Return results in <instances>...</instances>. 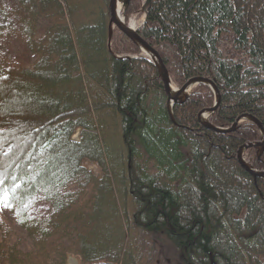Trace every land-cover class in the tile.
Returning <instances> with one entry per match:
<instances>
[{
  "label": "trees",
  "instance_id": "16d2710c",
  "mask_svg": "<svg viewBox=\"0 0 264 264\" xmlns=\"http://www.w3.org/2000/svg\"><path fill=\"white\" fill-rule=\"evenodd\" d=\"M108 1L6 8L30 57L0 68V205L33 246L1 242L0 264H264V178L235 157L261 140L258 128L206 129L198 114L215 96L203 84L172 107V122L140 49L114 30L109 53ZM141 10L130 0L125 21ZM144 13L137 33L172 85L202 77L217 87L211 126L250 115L264 129V0H149ZM244 156L264 170V150Z\"/></svg>",
  "mask_w": 264,
  "mask_h": 264
},
{
  "label": "rangeland",
  "instance_id": "374dc122",
  "mask_svg": "<svg viewBox=\"0 0 264 264\" xmlns=\"http://www.w3.org/2000/svg\"><path fill=\"white\" fill-rule=\"evenodd\" d=\"M125 0H119L120 4V15L123 18V2ZM18 0H0V68L6 69L14 61H25L26 58L30 57L27 54V45L25 37L16 26L15 18L12 13H7L6 8H17ZM5 14V15H4ZM124 19V18H123ZM143 20V9L136 16L128 21V24H133L134 28ZM44 27V22L39 21L36 25V34L40 35ZM33 60L34 57H31ZM108 112L106 115L109 116ZM107 132H112V120L107 118ZM73 141L78 140V134L72 137ZM119 148L118 142L113 146L112 142L107 144V150L110 155H115ZM87 168L94 174H98L99 170L95 166L87 165ZM47 205L39 204L35 212L43 214L47 210ZM0 243H5L9 249L26 252L33 246L31 236L24 231L15 221L13 214L6 210L0 205ZM67 264H78L77 259L70 257L68 258Z\"/></svg>",
  "mask_w": 264,
  "mask_h": 264
},
{
  "label": "water",
  "instance_id": "95a60500",
  "mask_svg": "<svg viewBox=\"0 0 264 264\" xmlns=\"http://www.w3.org/2000/svg\"><path fill=\"white\" fill-rule=\"evenodd\" d=\"M129 1L130 0H126L124 2V5L127 6L129 4ZM116 2H117V0H109V3H108L109 25L111 27L116 28L119 33L124 35L132 43H134L137 47H139L140 50L142 52H144L146 54V56H148V58L150 59L152 64L157 68L161 82H162V85H163V90H164V93L166 95V99H167L166 100V110H167V114H168L170 120L173 122V117H172L173 105L184 101L187 98L188 93L192 87L199 85V84H203V85L210 87V89L213 91V93L216 97L215 98V104L211 109H206V110L199 113V115H198L199 122L206 129H210V130H212L216 133H220V134L230 133V132L234 131L236 129V127L238 126V124L242 121L252 122L261 132L262 141H260L258 143H254V144H245V145L239 147L236 151V161L240 165V167L243 168L246 172H248L252 177L264 178V171L253 170L252 168H250L247 165V163L244 161V159L242 157V153L245 150H248L250 148H256L260 152H262L264 150V129L262 128L261 124L252 116L242 115V116H239L236 118L234 124L232 125V127L230 129L222 130V129H217V128H214L213 126H211L208 123L206 118L202 119V116L205 113H208V114L214 113L216 111L219 103H220V93H219L217 87L214 85V83L212 81H210L206 78H202V77L190 78L183 84V86L179 90H176V91H174V93L171 94L170 93V90H171L170 78H169L168 72H167V70H166V68L162 62L160 55L158 54V52L156 50H154L151 46H149L145 41H143L140 38V36L137 34L136 29L130 27L129 25H125V23L123 21L118 22V19L116 18ZM111 37H112V32L109 31L108 46L107 47H108V51L110 54H112L111 50H110Z\"/></svg>",
  "mask_w": 264,
  "mask_h": 264
},
{
  "label": "bare ground",
  "instance_id": "6f19581e",
  "mask_svg": "<svg viewBox=\"0 0 264 264\" xmlns=\"http://www.w3.org/2000/svg\"><path fill=\"white\" fill-rule=\"evenodd\" d=\"M119 9H120V4L118 3V4L116 5V18L118 19V22H121V21H123V20H122V17H121V15H120V13H119ZM117 11H118V12H117ZM130 27H134L133 24H130ZM174 91H175V88H174L173 86H171L170 93L172 94V93H174ZM190 91H191V90H190ZM190 91H189V94H190ZM212 92H213V91H212ZM213 94H214V93H213ZM214 96H215V95H214ZM215 98H216V97H215ZM202 119H205V115L202 116ZM233 124H234V123H233ZM233 124H232V125H233ZM238 126H239V125H238ZM238 126H237V127H238ZM231 127H232V126H231ZM231 127H230V128H231ZM237 127H236V128H237ZM230 128H229V129H230ZM235 130H236V129H235ZM235 130H234V131H235ZM232 132H233V131H232ZM230 133H231V132H230Z\"/></svg>",
  "mask_w": 264,
  "mask_h": 264
}]
</instances>
